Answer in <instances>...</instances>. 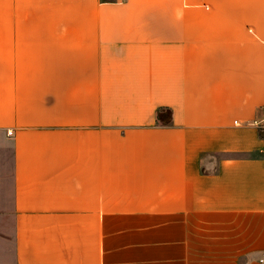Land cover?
Returning a JSON list of instances; mask_svg holds the SVG:
<instances>
[{
  "label": "crops",
  "instance_id": "crops-1",
  "mask_svg": "<svg viewBox=\"0 0 264 264\" xmlns=\"http://www.w3.org/2000/svg\"><path fill=\"white\" fill-rule=\"evenodd\" d=\"M262 258L264 0H0V264Z\"/></svg>",
  "mask_w": 264,
  "mask_h": 264
},
{
  "label": "built area",
  "instance_id": "built-area-1",
  "mask_svg": "<svg viewBox=\"0 0 264 264\" xmlns=\"http://www.w3.org/2000/svg\"><path fill=\"white\" fill-rule=\"evenodd\" d=\"M8 132H10V131H8ZM260 260L262 261V260H264V258H262V259H260Z\"/></svg>",
  "mask_w": 264,
  "mask_h": 264
}]
</instances>
